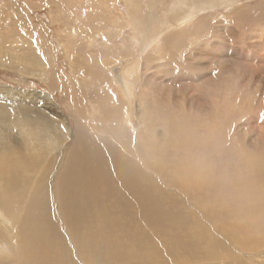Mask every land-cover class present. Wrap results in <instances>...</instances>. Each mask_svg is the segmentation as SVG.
Here are the masks:
<instances>
[{
  "label": "rangeland",
  "instance_id": "1",
  "mask_svg": "<svg viewBox=\"0 0 264 264\" xmlns=\"http://www.w3.org/2000/svg\"><path fill=\"white\" fill-rule=\"evenodd\" d=\"M236 1L233 6L211 5L192 23L180 24L176 19L184 15L194 0H0V98L8 97L5 101L9 102L12 97L14 103L21 99L44 110L45 114L34 115L43 118L46 115V121L36 119L41 131L47 122L57 124L66 119L70 123L71 139L57 150V170L52 172L50 168V183H57L56 172L64 165L67 155L84 143L82 137L109 138L113 134L111 129L122 118L126 129L136 137L137 149L144 142L145 148L152 147L148 142L152 137L148 141L140 139L145 133L142 131L145 119L141 123L140 115V118L136 115L140 103L145 109L142 111H147L152 119L154 129L165 131L167 126L173 127H168L167 143L163 145V140L158 139L157 144H162L164 158L177 164L175 171L181 172L182 165L190 167L193 174L188 175L192 180L187 182L194 180L197 170L204 183L212 180L225 185L236 177V185L242 192L262 194L264 184L252 187L253 183H246V179L264 180V0ZM166 18L172 19L173 28L159 32ZM153 27H157L153 33L143 30ZM27 40L36 41L39 48ZM16 55L26 59L35 55L42 65L38 66L37 60L36 66L27 65L14 59ZM45 55L50 61L43 60ZM130 66L135 73L129 88L130 95L135 92L131 98L135 99L134 104L120 88L122 75ZM5 89H11L14 96ZM123 104L126 113L119 112L118 105ZM3 107L0 115L4 118L0 122L19 129L9 122L13 117L11 109ZM198 121L203 126L195 133L201 138L191 139L194 122ZM30 127H34L31 122ZM183 128L189 143H202L200 150L190 152L182 148L187 145L176 139V133ZM52 130L50 134L61 138L60 130ZM177 144L182 150L177 149ZM137 162L142 169L148 167L143 160ZM220 166H224L225 172ZM170 177L178 183L168 184V190L182 192L180 186L185 183V177L182 180ZM162 187L166 188L164 184ZM217 192L215 198L219 203L221 193ZM187 212L191 213L190 207ZM217 217L211 226L208 222L202 224L209 232L207 235L227 247L216 248L214 253L220 264H228L233 258L232 248L226 242L230 224H224L220 215ZM199 219H202L200 215ZM73 250L69 253L72 257ZM239 252L236 254L241 256ZM261 259L264 257L259 256V264L264 262ZM208 264H215L214 260Z\"/></svg>",
  "mask_w": 264,
  "mask_h": 264
},
{
  "label": "bare ground",
  "instance_id": "2",
  "mask_svg": "<svg viewBox=\"0 0 264 264\" xmlns=\"http://www.w3.org/2000/svg\"><path fill=\"white\" fill-rule=\"evenodd\" d=\"M236 2L194 0L191 5L186 3L189 6L182 17L173 18L180 24H190L211 5H232ZM171 20L166 18L159 32H167L173 26ZM143 30L153 33L157 27ZM31 44L39 46L36 41ZM10 54L13 55L12 52ZM34 56L26 59L23 55H16L14 59L32 66H36L37 60L38 66H41V61ZM44 58L50 61V57L45 55ZM133 75L134 68L130 66L122 75L120 84L129 100L135 96V92L129 94ZM6 92L11 96L15 94L11 89ZM0 99V112L3 106L9 107L13 115L9 122L11 126L19 128L12 129L0 122V264H208L213 260L215 264H220V260L215 259V249L227 247L222 241L207 235L209 232L203 226L206 222L211 226L217 215L221 216L220 220L224 224H230L226 232L222 222L219 223L228 235L223 238L232 248L233 258L228 264H259V256L264 257V192H242L236 185V177L234 180L228 178L229 182L225 180V185H217L212 180L204 183L197 170L194 180L187 182L192 180L188 175L193 174L190 167L182 165L181 172L175 171L177 164L170 163L163 156L162 144L167 143L165 139L169 136L167 132L171 126H167L165 131L162 124L161 131L154 129L152 119L148 117L147 111H142L145 109L140 103L136 115H140L141 123L145 119L142 126L145 133L140 139L148 141L152 137L148 141L153 144L152 147L145 148L146 143L143 141L144 144L137 149L134 146L136 137L126 129L122 118L120 124L111 129L113 134L109 138L82 137L84 143L74 153L67 155L64 165L56 172L59 176L53 185L50 178L56 168L57 150L71 139L70 123L66 119L49 125L48 122H40V125L44 124L41 131L36 119L46 118V115L42 117L44 110L41 111L32 103L33 106L25 104L21 99L18 103H14L12 97L9 102ZM130 102L134 104L135 99ZM124 104L118 105L119 112L126 113ZM36 113L42 114V118L34 116ZM182 116L185 120V116ZM2 117L0 115V119ZM179 120L183 121L182 117ZM30 122L34 127L28 128ZM194 124L195 131H191V139L200 137L195 132L203 126L200 121ZM52 129L60 130L58 134L61 138L50 134ZM182 130L176 133V139L185 141L187 145L182 148L200 150L202 143H189L185 128ZM149 133L153 134L148 136ZM158 139L163 140L161 145L157 144ZM182 148L178 145L177 149ZM183 154L188 155V152ZM141 158L148 164L146 169L140 168L142 166L137 162V159L142 161ZM223 167L220 166L221 169ZM151 169L154 170L153 174ZM170 175L181 180L185 177V183L180 186L182 192L176 189L171 193L168 190V184L178 183ZM246 183H253L252 187L260 186L264 180L247 177ZM217 190L221 191H218L221 193L219 203L215 198ZM189 207L191 213L187 212ZM250 218L254 221L248 222ZM72 249L75 251L74 257L69 254ZM238 251L241 256L236 254Z\"/></svg>",
  "mask_w": 264,
  "mask_h": 264
}]
</instances>
